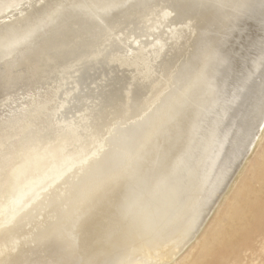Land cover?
<instances>
[{
  "label": "bare ground",
  "instance_id": "1",
  "mask_svg": "<svg viewBox=\"0 0 264 264\" xmlns=\"http://www.w3.org/2000/svg\"><path fill=\"white\" fill-rule=\"evenodd\" d=\"M263 1L18 0L0 9V82L53 62L38 81L54 92L44 122L59 121V140L72 145L52 146V163L64 160L50 172L52 163L39 172L48 155L25 147L14 180H27L23 192L0 209V264L175 258L264 123V20L242 22ZM37 106L6 124L30 128L47 103Z\"/></svg>",
  "mask_w": 264,
  "mask_h": 264
},
{
  "label": "rangeland",
  "instance_id": "2",
  "mask_svg": "<svg viewBox=\"0 0 264 264\" xmlns=\"http://www.w3.org/2000/svg\"><path fill=\"white\" fill-rule=\"evenodd\" d=\"M16 1L18 0H0V9L7 5H13ZM199 1L201 2L203 0ZM262 5L263 8L260 7L261 9H258V12L253 11L247 19L243 18V24L246 25L249 21L247 25L251 26V23H258L257 21L259 19L264 20V1ZM253 13H255V15ZM113 42L116 41L113 40ZM119 43L120 41L117 40V42L112 45H114V47H116L117 44L122 46V44L120 43V45ZM100 45L103 46L102 42ZM135 48L137 49H134V53H130V57L128 56L132 62H136L137 58L139 59L140 57L141 49L139 47ZM117 56L118 54H114L112 58L116 59ZM119 58L124 59L123 56ZM119 58H117V61H120ZM49 63L50 62H48V64L47 62L44 64H36L34 65L35 67H30V69L24 68L27 69V72L21 67L20 70L22 71L18 70V75L21 77H18V80L11 81L12 83H9L10 85L14 83L11 87L9 84L6 86V84L2 85L0 82V209L11 199V195L14 194L15 191L17 194L13 195V198H17L23 192L22 188L27 180L19 179L15 185L14 180H16L19 175V170H16V167L20 166L22 168L24 166V160L27 154L22 153L26 151V146L34 151L32 153L33 157L43 152L45 155H48L47 160L42 162L43 165L41 164V166H43L42 169L40 166L36 167L34 169H37V171L33 169L31 174L38 172L39 168V172L46 170L55 160L49 157L51 151H53V145H58L60 143V146H63V151H68L70 147L72 148V145L69 143H62V140L66 138L62 139L64 137L62 128L61 131L58 130L59 126L61 127L62 125L59 121L57 122L54 119V122H50L49 125L45 126L44 121L49 116L48 113L51 112V109L54 110V103L51 102L52 98H54V92L52 85H41L38 81L41 80L39 77L47 74L46 72L48 71L52 72L53 70L51 69L56 66L53 62L52 64L50 63L51 65H49ZM49 67L50 70L47 71ZM38 68L42 70L40 71ZM44 70L45 73H43ZM23 72L25 73L23 74ZM9 87L11 89H9ZM33 94H37V96H33ZM30 96L33 97L30 98ZM25 97L28 103L25 101ZM34 98L35 100L33 101L32 99ZM43 100L47 103V107L43 108L40 114H36L35 122H33L30 128H17L16 124H14L15 126L13 125V127L12 125L9 126L7 129L3 128L7 125L6 121L19 119L23 113H28L31 108L38 107L37 105L40 106ZM25 102L27 104H23ZM21 105L22 107H20ZM21 111L23 112L21 113ZM7 116L12 118L9 117V119ZM10 127L13 128V130H10ZM63 160L58 162L59 164L52 163L47 171L50 172L53 167L55 169L56 165H62ZM30 164H26L25 166ZM55 184L56 183H54V185ZM16 188L18 189L16 190ZM209 214V217L203 223L196 236L179 251L175 258L169 261H160L151 256L152 253L144 251L145 253H143L141 257L144 260L141 261V259L133 264H264V123L261 126L251 150L246 155L240 167L236 170L234 177L229 182L212 212ZM251 252L255 253L256 256ZM260 258L261 261L259 260Z\"/></svg>",
  "mask_w": 264,
  "mask_h": 264
},
{
  "label": "water",
  "instance_id": "3",
  "mask_svg": "<svg viewBox=\"0 0 264 264\" xmlns=\"http://www.w3.org/2000/svg\"><path fill=\"white\" fill-rule=\"evenodd\" d=\"M13 124H14V123H12V124H11V123H8V124L5 125L3 128H4V129H7L9 126H11V125H13ZM70 169H71V168H70ZM69 171H70V170H69Z\"/></svg>",
  "mask_w": 264,
  "mask_h": 264
}]
</instances>
